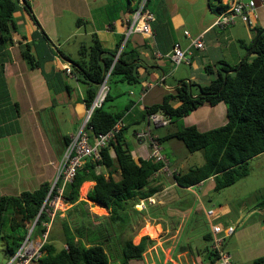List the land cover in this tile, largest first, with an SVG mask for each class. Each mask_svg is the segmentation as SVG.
<instances>
[{
  "label": "crops",
  "instance_id": "obj_1",
  "mask_svg": "<svg viewBox=\"0 0 264 264\" xmlns=\"http://www.w3.org/2000/svg\"><path fill=\"white\" fill-rule=\"evenodd\" d=\"M159 1L157 11L150 8L155 13V22L152 24L154 38H147L141 34H132L127 38V51H137L140 57L146 60L149 67V72L142 68L138 70L142 77L139 84L129 85L131 88L123 89V91H127L128 105L131 106L121 121L125 128L128 124L126 120L130 124L141 127L140 130H134V136H136L135 133L145 131L146 124L149 127L148 120L143 118L146 106L160 103L167 93H173L179 87L180 81L208 84L211 79L215 78L220 62H225L230 66L238 65L246 54L245 45L254 42L253 28L261 27L264 29V0H252L255 2L256 14V18L252 17L253 27L237 20L233 26L224 31L210 29L217 16L215 14L206 26L202 23L199 27L196 37L202 36L204 49L191 48V61L190 64L186 65L191 67L189 75L179 76L172 83H168L169 77L173 76V66L167 55L176 43L184 50L189 48L190 40L183 35V32L187 30L179 32L181 28L179 23H171L167 18L163 20L158 13L166 14L167 11L172 13L177 7L178 1L181 3L182 1L194 2L197 0ZM32 2V4L29 2L31 10L41 29L46 33L48 41L42 39L38 27L21 7L16 13L20 14L23 27L26 28L28 25L29 32L27 34L20 32L21 29L17 25L18 31L13 34L15 44L8 47L10 61L5 63L4 71L0 74V129L5 126L3 123L6 121V117L13 115L10 106L16 102L11 101L6 73H8L9 64L12 63V53L18 55L23 61L21 45L30 43L33 53L42 57L48 55L53 57L51 63L43 65L45 70H49L51 66L57 70H63L64 66L70 65L63 61L60 56H55L56 52L50 45L51 43L57 48L51 33H55L57 17L61 15V11L70 12L77 18L75 21L77 35L72 36L73 33L70 32L69 38L79 36L87 39V45H90L92 36L96 35L102 47L112 51L115 50L119 38L124 40L121 46L127 40L126 33L132 22V16L137 10L135 1H132L131 5L127 7L122 0H32ZM222 2L229 7L230 0H222ZM168 8L170 9L168 10ZM44 13L47 17L45 22L39 18V15ZM22 14H26V19ZM188 33L191 37H195L190 32ZM82 43L85 44V42ZM156 52L162 54L163 58H155ZM63 54L73 60L76 59L67 53ZM30 71L36 72L35 77H33L34 81H29L24 76L22 78V74L19 72L13 74L11 72L12 76L17 75L16 79L17 77L20 78L15 83H17L16 88L20 89L21 100L25 101L23 105L28 108L24 130L30 133V136L26 140V146H23L24 140L17 138L23 131L20 127H16L15 132L11 134L0 136V195L17 196L24 191H35L43 183L52 184L56 174V166L64 149L61 143L62 138L67 136L70 139L79 131L80 126L65 135H59V138L54 137L51 140V136L41 124L40 113L43 110L52 109L59 103L65 105L68 103L74 111L73 116L80 120L78 123L85 121L88 111L85 105L81 103L83 93L76 99H70V95L67 93H60L59 95L66 94L69 102H66L64 98L59 101L56 95H52L49 91L41 70ZM69 78L73 79L70 76ZM82 91L84 92V88ZM112 98L114 99V97ZM4 111L6 113H2ZM19 118L20 113L18 114V121ZM182 119L185 120L183 127L195 126L198 131L205 132L226 123V106L224 103H219L214 107H202ZM136 141L137 146L131 155L135 160L139 158L148 159L149 141L147 139L139 141L137 138ZM170 141L172 143V140ZM177 147L175 145L176 151H178L175 152L174 157L180 153V148ZM163 154L172 170H175L176 173H184L181 171L183 166L179 157L173 159L164 152ZM262 155L264 154L253 158L251 161L260 158ZM98 172H103L107 176L106 171L102 168H99ZM113 177L115 180L119 179L117 174H113ZM93 186L94 182L83 183L79 201L88 203L84 210L88 211L91 219L93 215L108 217V210L86 199L87 193ZM156 187H158V191L144 201V208L139 205L140 202H143L141 200L132 206L129 212L131 218L134 216V210L143 216L146 221V224L141 226L142 232H144L143 236L153 241V244L146 249L143 255L144 261H138L137 264H145L144 262L146 264H217V257L211 250L212 225H218L221 228L235 227V233L225 242V249L231 256V264H255V261L264 258V207L262 217L247 218L248 216L244 217L243 214H234L229 200L222 197L226 189L215 192L213 178L193 187L180 188L175 183L174 177L158 172L146 191ZM81 191L85 193L84 198L81 197ZM72 207V205L65 204L63 212L58 213L51 226L47 243L53 244L51 239L56 237L63 243L62 247H65L64 220L67 219L66 222H69L68 216L70 217L69 211ZM93 208H98V210H93ZM208 211H213L212 215H208ZM155 212L158 213V216ZM250 214L254 216L257 215V212L251 211ZM112 226H108L109 231L115 227V225ZM134 228L135 222L131 219L126 231L129 232ZM134 237L132 241L136 245L141 237L136 238V241ZM258 264H264V262Z\"/></svg>",
  "mask_w": 264,
  "mask_h": 264
},
{
  "label": "trees",
  "instance_id": "obj_2",
  "mask_svg": "<svg viewBox=\"0 0 264 264\" xmlns=\"http://www.w3.org/2000/svg\"><path fill=\"white\" fill-rule=\"evenodd\" d=\"M132 1H135L138 9L143 0H127V7ZM206 1L209 9L216 15L228 9L222 0ZM150 2L151 0H146L144 8L155 16L149 7ZM23 3L24 5L22 0H0V74L4 71L5 63L10 61L8 47L15 44L13 34L18 31L14 14L21 7L38 27L42 39L48 41L31 10L29 1L23 0ZM261 31V27L253 28L254 39ZM123 41V38H119L115 50L111 51L104 49L97 36L93 35L90 45L79 46L78 57L75 60L63 54L60 49L54 54L64 61H72L71 77L84 87L81 103L87 110L91 108L102 84L103 66L105 65L108 70L118 53L107 86L114 77H119L117 83L139 84L142 77L138 70L142 68L149 72L146 60L142 59L137 51L128 52V39L121 46ZM252 44L253 41L245 45L246 52ZM20 50L22 59L30 70H41L52 95L70 94L72 88L64 80L66 74L64 70H57L52 66L49 70L43 68L45 63L52 62V56L42 57L33 53L30 43L21 45ZM240 63L241 68L227 75L225 82V73L237 69L238 65L230 66L220 62L215 78L208 84L202 85L191 81L188 85L185 81H180L179 87L173 93H167L160 103L145 108L144 119L159 113L173 123L202 107H214L219 103L226 106L227 121L223 126L205 132L198 131L195 126L183 127L163 138H158L160 143L165 140L181 142L188 152H201L203 155L202 165L173 176L180 188L193 187L213 178L214 191L219 192L248 176L250 161L264 154V32L258 37L250 55ZM193 87L196 89L195 94L192 92ZM112 99L108 91L101 106L92 111L85 125L90 143H93L98 134L107 132L118 123L131 106L128 105L120 113L108 112L104 105ZM18 108L17 103L11 104L10 110L13 115L6 117L4 128L0 129V136L15 132L18 127ZM124 129L125 127L100 151L99 160L85 159L76 171L73 181L65 186L64 202L73 206L69 211V222H66L67 219L64 220L65 247L57 250L46 242L42 247V256L38 264H114L113 261L120 258L118 264H130L132 261L143 260L146 249L153 241L143 236L135 245L132 241L133 235L125 237L131 219L135 222L140 214L133 208L135 216L131 218L129 212L132 206L141 200L146 201L158 191V187L147 191L146 188L150 186L153 177L163 165L151 159L135 160L123 138ZM69 141L67 136L62 138L64 149ZM99 168L104 169L107 176L103 172H98ZM113 174H117L119 179L115 180ZM85 182H94L86 199L108 210V217L93 215L91 219L88 211L84 210L88 203L79 199L81 187ZM51 185L43 183L37 190L24 191L17 196L0 195V242L4 241L5 253L9 258L20 248L29 227L34 225L31 232L34 238L43 233L42 224L48 221L47 203L44 207L43 205ZM112 225L119 228L118 236L121 237L119 241L122 245L120 256H114V260L111 255L109 256L111 251L106 246L115 234L114 228L109 231L108 226ZM261 262H264V258L258 259L255 264Z\"/></svg>",
  "mask_w": 264,
  "mask_h": 264
},
{
  "label": "rangeland",
  "instance_id": "obj_3",
  "mask_svg": "<svg viewBox=\"0 0 264 264\" xmlns=\"http://www.w3.org/2000/svg\"><path fill=\"white\" fill-rule=\"evenodd\" d=\"M31 4L33 3L32 0H30ZM122 2L127 6V0H122ZM159 0H151L149 7L155 11H157L159 4ZM176 2V1H175ZM176 8L172 13L168 12L165 13H158L159 17L164 19H168L171 23H179L180 24V31L187 30L195 37L198 35L199 27L202 23H204V26H206L210 19H212L215 14L213 11H211L208 7V2L206 0H197L194 2H185L182 1L181 3L178 1V4H176ZM31 7V6H30ZM170 8H168L169 10ZM27 14V13H26ZM26 14H22L26 19ZM206 15V16H205ZM28 16V15H27ZM15 22L16 25L21 29L20 32H23L24 34H27L29 32L28 25L23 27L22 20L20 19V14H15ZM36 18V17H35ZM40 20L45 22L46 15L45 13L43 15H39ZM76 17H74L70 12L67 11H61V15L57 17V27L55 28V33H51V36L54 38V43L57 46L58 49L62 53L69 54L72 58L78 57V49L81 44H84L82 42H85V44H88L87 39H83L79 36L77 37H70V32H72V36L77 35V27L75 24ZM32 20V19H31ZM37 20V19H36ZM74 31V32H73ZM45 33V32H44ZM46 34V33H45ZM227 34V33H225ZM177 37V35H175ZM56 48V50H57ZM187 64H181L177 67L173 66L172 72L173 76L169 77L168 83H172L174 79L178 78L179 76H187L190 73V66H186ZM8 75L6 77L8 82V91L11 98V101L14 103L19 104V113L20 118L18 121V127L21 128L22 134L18 135L17 138L24 140L23 146L27 145L26 140L29 139L30 133L25 132V119L27 114V106L23 105L25 101L21 100V92L20 89H17V83L16 80L20 79L14 74V72H19L23 76L27 78V80H33L36 75V72H31L24 62L19 58L18 55L15 53H12V63L8 66ZM12 72V74H11ZM198 73L197 71H195ZM64 74V80L66 83L70 85L71 92H70V99H76L78 96L83 93V86L79 83H77L75 80L67 77ZM119 77H114L111 79L110 82H108V91L110 92V95L114 97L112 101H108L105 103L104 108L106 111L111 113H120L125 110L126 106L129 103V96L127 94V91H123L124 88H131L126 83H117ZM34 81V80H33ZM116 82V83H115ZM127 89V90H128ZM29 90L31 91L30 87ZM107 91V92H108ZM192 92L195 93L196 89L195 87L192 88ZM56 98L61 101L62 98L65 99L66 102H69L68 97L66 94H61L58 96L56 95ZM28 105V104H27ZM74 111L71 106L67 103L65 104H58L52 109H45L40 113L41 116V124L46 129V132L51 136V140L54 139V137L59 138V135H65L69 131H73V129L80 126V128L83 126L80 120H78L76 117L73 116ZM71 119V120H70ZM76 123V125H75ZM127 127L123 130V138L127 144V147L129 149V152H133L134 148L137 146L136 136H134V130H140L141 127L138 125L130 124L126 120ZM185 125V120L179 119L176 120L173 123L168 124L167 126H154L152 122L148 125L146 124L145 131L149 129V132L151 136L153 137H159L163 138L167 134L173 133ZM136 134V133H135ZM53 145V144H52ZM175 145H177L179 152L178 156L174 157L176 148ZM161 146L163 148V152L169 157L173 159H177L179 157V161L182 164L183 167H181L182 172H186L189 168L200 166L204 163V158L201 152H194L190 153L187 151V149L184 147V145L181 142L172 140V143L170 140H165L161 143ZM59 163L56 166V169H58ZM53 183V182H52ZM84 194L81 191V197L84 198ZM224 198L228 199L230 202V207L234 214H243L244 217L247 218H257L258 216H261L262 209L264 207V155H262L260 158L255 159L253 161H250L249 163V175L245 178L238 181L236 184L231 186L230 188H226L223 196ZM91 203V202H90ZM92 204V203H91ZM256 204V205H255ZM255 205V206H254ZM254 208V209H252ZM63 209V208H62ZM61 209V212L63 210ZM93 210H98V208H93ZM251 211H256L257 215H251ZM146 212V211H145ZM156 214V212H155ZM135 216V215H134ZM158 216V213L156 214ZM262 217V216H261ZM264 217V216H263ZM146 224V221L144 220L142 215H139L138 218L135 221V228L134 230H131L126 233V238L133 235L134 240L136 241L138 237H142L144 235V232H142L143 229H141L142 225L144 226ZM114 235L110 238V242H108L106 245L107 248L111 251L109 253V256L113 258L114 256H120L121 251V237L119 238V228L114 227ZM120 240V241H119ZM50 241V239H49ZM51 241L53 242V246L60 250L62 247V242L58 240L56 237L52 238ZM227 241V240H226ZM63 248V247H62ZM121 261L120 259H116L113 261L114 264H118ZM144 261V260H143ZM10 258L5 253V244L4 241L0 242V264H9ZM138 261H132L130 264H137ZM146 264V262H144ZM32 264H38V262H34Z\"/></svg>",
  "mask_w": 264,
  "mask_h": 264
},
{
  "label": "built area",
  "instance_id": "obj_4",
  "mask_svg": "<svg viewBox=\"0 0 264 264\" xmlns=\"http://www.w3.org/2000/svg\"><path fill=\"white\" fill-rule=\"evenodd\" d=\"M145 2L146 0H143L139 8L133 14L132 22L126 33V39L132 34H141L147 38H154L152 23L155 21V16L152 12L144 8ZM252 17L256 18L254 1L249 0L248 2H244V0H230L228 9L216 16L210 26V29L224 31L228 27L233 26L237 20H240L249 27H253ZM183 35L188 37L190 40L189 48L184 50L178 43H176L173 45L169 55H167V58L170 60L172 66L175 67L181 64H190L192 55L191 48L197 50L204 49L202 36L191 37L187 31H184ZM118 56L119 53L116 55L111 67L107 70L106 77L100 85V93L96 95V98L90 108L91 112H86V118L88 119L90 118L92 111L95 108H99L105 98L108 91L107 80L112 72L116 60L118 59ZM154 56L157 59L163 58V55L159 52H156ZM63 70L68 76H72L70 66H64ZM147 120L149 124L152 122V124L157 127L167 126L170 124V119L165 118L159 113L148 116ZM85 125L86 124L83 123V126L79 129V131L70 138V141L64 149L62 157L59 161V166L58 169H56L51 189L43 205L44 207L47 203L46 212L48 216V221L42 224V227L44 228L43 233L37 238H34L31 236L33 225L29 227L25 240L22 242L16 253L11 257L9 264H32L34 262H38L42 256V247L48 240L51 226L58 213L65 207L66 203L63 199V190L65 186L73 181L76 171L82 166L85 159L93 158L94 160H99L100 151L107 147L110 141H112L124 127L122 121L120 120L107 132L98 134L93 143H90L89 134L85 129ZM136 138L139 141L146 139L149 141L150 153L148 159L163 165L159 172L165 173V175L170 177H173L176 174V171L169 167V162L163 154V148L157 137L151 136L149 130H147V132L142 131L136 133ZM142 201L143 202H140L139 205L144 208V200ZM212 212L213 211H208L207 214L212 215ZM234 233V226H228L226 228H221L218 225L211 226V250L217 257V264H231V256L225 249V242Z\"/></svg>",
  "mask_w": 264,
  "mask_h": 264
},
{
  "label": "water",
  "instance_id": "obj_5",
  "mask_svg": "<svg viewBox=\"0 0 264 264\" xmlns=\"http://www.w3.org/2000/svg\"><path fill=\"white\" fill-rule=\"evenodd\" d=\"M248 1H249V0H244V2H248ZM22 4L24 5L23 0H22ZM263 32H264V29H262V31H261V32L258 34V36L254 39V42H253V44H252V47L246 52V54H245L244 58L242 59V61H244V60L250 55V53H251L253 47H255V45H256V43H257L258 37H259ZM50 45H51L52 49L57 53L56 47H55L53 44H51V43H50ZM63 61H64V60H63ZM65 62L68 63L69 65H72V61H65ZM240 68H241V63L238 64L237 69H235V70H229L228 72H226V73H225V76H224V82L226 81V76H227V75H229V74H231V73H235V72L238 71ZM106 73H107V68H106V66L104 65V66H103V69H102V76H103V79L106 77ZM187 84L190 85V82L187 81ZM100 90H101V89L99 88L97 95L100 93ZM192 97H193V96H192ZM88 111L91 112V109H89ZM87 121H88V118L85 119L84 123L86 124Z\"/></svg>",
  "mask_w": 264,
  "mask_h": 264
},
{
  "label": "clouds",
  "instance_id": "obj_6",
  "mask_svg": "<svg viewBox=\"0 0 264 264\" xmlns=\"http://www.w3.org/2000/svg\"><path fill=\"white\" fill-rule=\"evenodd\" d=\"M34 226V225H33Z\"/></svg>",
  "mask_w": 264,
  "mask_h": 264
}]
</instances>
